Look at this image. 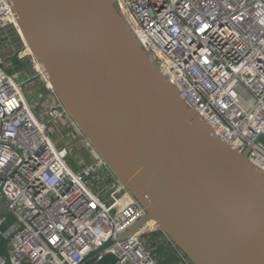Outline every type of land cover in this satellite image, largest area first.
Segmentation results:
<instances>
[{"label": "built area", "instance_id": "2783aa9c", "mask_svg": "<svg viewBox=\"0 0 264 264\" xmlns=\"http://www.w3.org/2000/svg\"><path fill=\"white\" fill-rule=\"evenodd\" d=\"M144 49L179 96L213 132L264 173V0H115ZM11 0H0V31L16 29ZM9 39V37H8ZM22 39V38H21ZM11 45V40L9 39ZM23 41V40H22ZM24 49L0 52V226L8 214L12 264H159L137 231L146 210L73 120L49 73ZM10 54V55H9ZM27 58L26 81L12 58ZM40 82L45 91L24 86ZM72 127V132L66 130ZM73 163L77 169L71 165ZM180 255L188 258L165 237ZM0 264L8 258L0 254Z\"/></svg>", "mask_w": 264, "mask_h": 264}, {"label": "water", "instance_id": "95a60500", "mask_svg": "<svg viewBox=\"0 0 264 264\" xmlns=\"http://www.w3.org/2000/svg\"><path fill=\"white\" fill-rule=\"evenodd\" d=\"M11 1L60 100L146 210L121 238L153 220L190 264H264V173L179 96L115 0Z\"/></svg>", "mask_w": 264, "mask_h": 264}, {"label": "rangeland", "instance_id": "374dc122", "mask_svg": "<svg viewBox=\"0 0 264 264\" xmlns=\"http://www.w3.org/2000/svg\"><path fill=\"white\" fill-rule=\"evenodd\" d=\"M11 40V45L9 44V52L11 55H13L15 53V50L18 49V50H23L24 49V45H23V41L21 39V36L19 34V32L16 30V29H7V30H1L0 31V44L2 43V41H8L9 39ZM9 54V55H10ZM14 58H12V65L13 66H16L15 65V62H14ZM22 61V63H25L23 64L22 66H16L17 69H27V72L23 75H21V80L23 81H26L28 78H30L32 75L35 74V71L32 70L30 67V64L27 62V58H23V59H20ZM21 65V64H19ZM34 88L36 92H39V91H45L44 89V86L38 81L36 82L35 85H27V86H24V92L28 98V100L32 103L34 101V97L30 94V90ZM73 131V128L72 127H69L66 132H72ZM71 165L73 166V168L76 170L77 167L71 163ZM151 233H145L144 237L147 239L148 237L150 238H154L155 235H150ZM148 245L150 247V249L152 250L153 254L155 257L157 258H160L159 260V263L161 264H173L174 262H179V264H184L181 260V258H179L178 260V255L174 254H170L168 252V249L166 248L165 245H157L156 243H154V241H152L151 243L148 242Z\"/></svg>", "mask_w": 264, "mask_h": 264}, {"label": "crops", "instance_id": "0c3cea01", "mask_svg": "<svg viewBox=\"0 0 264 264\" xmlns=\"http://www.w3.org/2000/svg\"><path fill=\"white\" fill-rule=\"evenodd\" d=\"M8 48H9V41H7V40L2 41V43L0 44V52H3V51L7 52L9 50ZM15 224H16V218L13 215L8 214L7 219L0 226V254L1 255L5 256L6 250H7L6 249L7 237L5 236V233L9 229H11ZM150 235L151 236L155 235V237L154 238L148 237L147 239L145 238L146 242L148 241L151 243L152 241H154V243H156L157 245H165L170 254L173 255V253H174V254L178 255L177 258L179 260L180 255L178 254V252L174 249V247L171 245V243L164 236H161L160 234H156V233H151ZM9 249H10V246H9ZM155 258L157 259V261L159 263L160 258H157V257H155ZM113 261H115L114 255L105 254V255H103L102 258H99L97 256L90 257V258L86 259L83 262V264H105L107 262H113ZM22 264H29V263L23 262ZM159 264H161V263H159ZM173 264H179V262L177 261V262H174Z\"/></svg>", "mask_w": 264, "mask_h": 264}, {"label": "bare ground", "instance_id": "6f19581e", "mask_svg": "<svg viewBox=\"0 0 264 264\" xmlns=\"http://www.w3.org/2000/svg\"><path fill=\"white\" fill-rule=\"evenodd\" d=\"M17 13V12H16ZM16 24H17V27H18V32H21V30H20V28H19V15H18V13H17V19H16ZM20 34V33H19ZM29 52H31V50H30V48H29V46L27 45V48H26V50L25 51H23V53H29ZM157 224H156V222L155 221H153V220H150V221H148L145 225H144V227L142 228L143 229V231H150V230H152V229H154V227L156 226Z\"/></svg>", "mask_w": 264, "mask_h": 264}, {"label": "trees", "instance_id": "16d2710c", "mask_svg": "<svg viewBox=\"0 0 264 264\" xmlns=\"http://www.w3.org/2000/svg\"><path fill=\"white\" fill-rule=\"evenodd\" d=\"M14 62H15V65L16 66H22L23 64H25V63H22V61L18 57H15L14 58ZM19 64H21V65H19Z\"/></svg>", "mask_w": 264, "mask_h": 264}]
</instances>
